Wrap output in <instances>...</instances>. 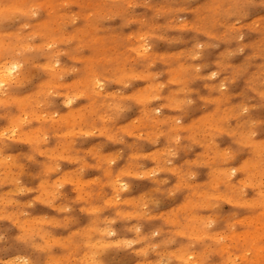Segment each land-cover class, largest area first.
<instances>
[{
    "label": "clouds",
    "instance_id": "obj_1",
    "mask_svg": "<svg viewBox=\"0 0 264 264\" xmlns=\"http://www.w3.org/2000/svg\"><path fill=\"white\" fill-rule=\"evenodd\" d=\"M0 264H264V0H0Z\"/></svg>",
    "mask_w": 264,
    "mask_h": 264
}]
</instances>
